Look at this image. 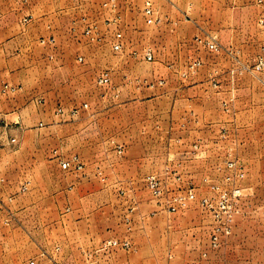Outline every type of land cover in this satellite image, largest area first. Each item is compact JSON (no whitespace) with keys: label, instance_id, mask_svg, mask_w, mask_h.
Here are the masks:
<instances>
[{"label":"crops","instance_id":"1","mask_svg":"<svg viewBox=\"0 0 264 264\" xmlns=\"http://www.w3.org/2000/svg\"><path fill=\"white\" fill-rule=\"evenodd\" d=\"M88 1L91 5L95 2L98 7V0ZM133 1L114 0L124 18L122 22ZM250 1H153L161 21L153 27L155 41H174V46L162 43L165 47L158 54L202 57V66L187 78L184 87L176 88L167 97L170 104L185 102L189 107L187 113H193L191 120L198 122L189 123L190 130L185 133L189 149L194 144L199 148L195 155L187 156V167L196 163L202 166L217 155L216 149L222 141L217 140L218 145L210 141L214 138L210 125L224 120L223 111L229 112L228 108L218 112L217 104L228 107L236 104L243 90L250 89L251 96L260 84L257 78L231 77L229 71L235 66L227 56L235 57L245 51L258 55L259 47L264 45V32L243 37L238 27L239 19L210 14L211 8L235 11ZM56 2L27 0L21 4L16 0H0V88L5 84L17 88L14 93L0 94V216L9 217L11 223L17 222L25 231H31L33 227L28 222L26 225L19 223L22 215L41 211L45 216L57 217L61 238L48 253V258H57L63 263L74 257V264H215L211 261L212 255H221L225 243L217 250H211L208 239L200 248L192 240L186 247L191 257L185 260L177 255L178 252L174 255L170 250L163 259L160 248L153 247L152 250L147 240L141 245L129 241L135 229L144 236L146 234L144 225L133 226L138 220L144 224L150 216L167 214L157 207L148 190L143 189L142 180L148 174L158 175L165 165L177 166V163H168L172 159L175 162L179 156L178 152L166 149V144L172 145L173 134L168 135L169 131L162 127L160 120L165 118L175 126L180 117L174 110L170 114L153 111L141 116L128 112L131 106L148 100L144 94L146 89L129 82H123L127 91L125 98L95 97L85 108L79 106L75 115L56 114L49 103L53 95L51 87L44 88V84L52 82L58 75L65 87L73 85L74 88L83 78L79 68L70 69L66 64L55 62L46 64V60L40 58L44 51L36 40L48 35L40 25L57 22L59 16L51 15L48 10ZM106 8L110 10L109 6ZM28 14L32 19L22 23ZM204 32L216 36L221 47L217 53L204 52L194 45L192 40ZM92 56L99 59L96 54ZM211 104L216 105L210 108ZM118 107L125 112H116ZM206 124H209L208 128ZM218 136L220 138V132ZM118 147L121 153H118ZM233 149L232 160L241 165L238 155L241 147L237 144ZM69 155L79 157L83 166L80 172L61 169L60 161ZM224 156L223 150L215 162L232 161L229 155ZM258 163L257 157L251 160L254 167ZM25 184L26 191L20 192ZM241 214L234 219L231 237L237 233L240 222L246 220L243 216H248V210ZM249 215L252 218L253 212ZM128 216L131 218L129 224L125 223ZM194 225L196 227L191 228L194 235L203 232L204 222ZM110 239L126 240L130 248L102 250L101 244ZM239 264L248 262L239 261Z\"/></svg>","mask_w":264,"mask_h":264},{"label":"rangeland","instance_id":"2","mask_svg":"<svg viewBox=\"0 0 264 264\" xmlns=\"http://www.w3.org/2000/svg\"><path fill=\"white\" fill-rule=\"evenodd\" d=\"M16 1L21 4L27 2V0ZM153 1L134 0L131 2L129 13L125 19L127 22L125 20L122 22L124 18L121 11L116 8L114 0H98V7H95V2L91 5L88 0H57L55 4L50 5L48 9L50 14H57L59 18L56 23L50 21L41 24L40 22V26L48 33L47 36L36 40V43L44 51L40 58L46 60V64L55 62L57 65L66 64L70 69L79 68L83 75L80 84L75 85L74 88L72 85V89L69 88V85L65 87L58 75L52 82L45 83L43 87H51V94L54 95V98L51 95L50 108L59 115L64 112L70 114L79 106L83 107L84 104L88 106L90 100L95 97L125 98L127 91L123 82L142 86L147 90L144 94L148 100L136 103L131 106L128 112L141 116L153 111L170 114L174 110L179 114L180 118L176 120L175 126L170 125V122L165 118L160 120L162 127L169 131L168 135L169 133L173 134L172 145L166 144V149L178 152L179 156L175 162L172 159L168 163H177V166H172V168L182 178L181 182H174L171 180L172 178L167 179L166 189L176 191L181 187L189 186L194 190L196 199L185 210L175 215H167L169 214L167 212V214L157 213L156 216H150L144 220V224H142L143 221L138 220L133 226L144 225L146 234L144 236L142 233H138V229H135L134 236H131L129 241L141 245L147 240L152 250L153 247L160 248L163 259L168 256L169 250L174 255L178 252L177 255L182 256L185 260L190 259L186 258L191 257L186 248L188 243L195 240L200 248L202 242L205 243L210 236V219L200 206L201 200L215 197V194L210 190L211 186H217L224 191H230L233 186H237L241 189L242 194L239 215L241 212L243 213V210H248V216L247 214L243 216L246 220L240 222L238 231L233 237L229 235L223 239L221 245L225 243V249L223 247L222 254L219 256L218 253L213 254L211 261L215 264H233V260L238 262L236 264H239V261L248 262V264H264V45L259 47L258 55L245 51L235 57L227 56L231 65L235 66L229 71L231 77L237 79L244 77L243 79L247 80L250 78L256 80L257 78L260 83L251 92V96L248 92L250 89L243 90V93L239 94V101L236 104L229 107L223 103L217 104L218 112L227 108L229 112L223 111L224 120L210 125L212 128L210 133L214 136L210 141L214 145H218V141H222L221 146L216 149L218 156L224 150V157L229 155L232 160L233 147L237 144L241 147V152L238 153L241 165H238L243 168L244 176L247 173V177L229 183L225 180L229 172L222 167V163L227 160L215 162L217 155L202 166L197 165L198 163L193 165L192 169L186 166L187 156L195 155L198 150L193 151V145H190L189 149L190 143L187 141L185 133L190 130L188 129L189 123L198 122L197 119L191 120L193 113H187L189 107L185 102L179 101L176 104H170L167 97L175 92L176 88L184 87L187 78L202 66V57L192 58L193 56L184 54L175 57L158 54V51L165 47L162 43L166 42L167 46H174V41L170 39L161 42L155 41L153 27L158 26L161 21ZM146 2L150 3L157 19L154 25H147L143 21ZM111 4L115 5L114 12L106 8ZM107 14L108 18H106ZM114 14L120 16V21L111 22ZM210 14L232 16L239 19L237 20L238 27L243 37H250L256 32H264V0H251L235 11L211 8ZM30 18L32 19V16L28 14L24 19ZM23 20L21 22L25 24ZM93 27L96 29L92 30ZM90 29L92 32L86 35L85 32ZM115 32H120L122 35V48L117 53L111 49ZM50 39H54V41L49 43ZM41 40H45V43L42 44ZM192 41L196 47L210 54L217 53L221 48L216 36L205 32ZM211 42L216 45L213 50H209ZM184 45L187 47L186 43ZM147 50L153 56L150 62L144 60V53ZM95 54L99 59L92 56ZM79 57L82 58L80 62H78ZM59 59L62 61L60 62ZM100 74L108 75V85L99 86L97 84L96 78ZM212 86L215 87L216 83L213 82ZM16 90V87L5 84L0 88V94L14 93ZM152 99H157L156 103L147 102ZM214 105L216 104H211L210 108H213ZM58 110L62 112L59 113ZM116 112L124 113L125 111L118 107ZM206 125L208 128L209 124ZM74 156L78 157L69 155L64 160H70ZM255 157L260 163L254 167L251 160ZM162 170L163 168L157 173L159 176H162ZM189 170H193V172L191 171L192 175ZM144 188H146L145 184ZM154 203L156 204L155 201ZM249 212H253L252 218ZM27 222L33 227V230L25 231L17 222L11 223L9 217L0 216V264H28L31 261L34 264H74L72 262L74 257H67L71 261L66 263L57 258L53 260L48 258V253L58 245L59 238H61L58 233L57 217L45 216L41 211H34L29 216L22 215L20 217L19 223L26 225ZM199 222H204V226H202L204 230L194 235L191 228ZM125 223H131L130 216L125 219ZM110 250L115 249L104 251ZM224 259L228 261L225 262Z\"/></svg>","mask_w":264,"mask_h":264},{"label":"built area","instance_id":"3","mask_svg":"<svg viewBox=\"0 0 264 264\" xmlns=\"http://www.w3.org/2000/svg\"><path fill=\"white\" fill-rule=\"evenodd\" d=\"M115 5L111 4L110 9L114 12ZM144 22L147 25H154L157 22L154 12L150 7V3L146 2L143 10ZM23 21H27L24 19ZM120 21V16L114 14L112 23ZM96 27H93L92 30H95ZM92 30L85 32L86 35L90 34ZM122 35L120 32H115L114 41L111 44V49L113 52H120L122 48L121 43ZM98 40V39H97ZM54 39H50L49 43H52ZM42 44L45 43V40L40 41ZM215 43L211 42L209 44V50L215 48ZM152 54L150 51L144 53V60L150 62L152 60ZM78 61H82V58H78ZM97 84L99 86H106L109 84V78L106 74H102L97 79ZM6 89V87H5ZM4 91V90H3ZM86 105H83L85 108ZM61 113V110H58ZM77 113V110L70 112L71 115ZM193 151H197L198 145L195 144L192 147ZM118 153H121V148L118 147ZM223 169L229 172V175L225 180L229 183L235 180H241L244 177L243 168L238 165L235 161H224L222 163ZM61 169L71 172H80L83 168L78 157L74 156L70 160L60 161ZM231 174V175H230ZM172 178V179H171ZM171 179L174 182H181V176L172 168V166L165 165L162 170V176L155 174H148L143 177V182L148 189L152 199L159 205L160 210H163L169 214H175L180 211L185 210L188 205L195 201L196 196L194 190L189 186H184L179 188L176 191H169L166 189V180ZM27 189V184L23 185L20 188V192H25ZM210 190L215 194L213 199H202L200 206L203 212L210 219V236H209V247L211 250H217L223 241L224 238L228 237L232 233V226L234 219L239 215V204L241 199V189L237 186H233L230 191L220 190L217 186H211ZM102 250H109L114 248H119L122 250H128L130 244L128 241H117L114 239L106 240L101 244ZM28 264H34V262H29Z\"/></svg>","mask_w":264,"mask_h":264}]
</instances>
